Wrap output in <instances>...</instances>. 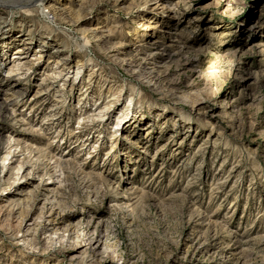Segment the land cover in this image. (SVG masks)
<instances>
[{
    "label": "rangeland",
    "instance_id": "obj_1",
    "mask_svg": "<svg viewBox=\"0 0 264 264\" xmlns=\"http://www.w3.org/2000/svg\"><path fill=\"white\" fill-rule=\"evenodd\" d=\"M17 4L0 264H264V0Z\"/></svg>",
    "mask_w": 264,
    "mask_h": 264
},
{
    "label": "bare ground",
    "instance_id": "obj_2",
    "mask_svg": "<svg viewBox=\"0 0 264 264\" xmlns=\"http://www.w3.org/2000/svg\"><path fill=\"white\" fill-rule=\"evenodd\" d=\"M43 1L44 0H0V5H2V6H4V7H6L7 8V10L8 11H11V12H13V10H16V5H18L17 3H19L20 4V6H21V8L22 9H24L25 11H30L29 9H33V8H30V6L32 5V4H34V5H37L38 4V6H41V5H43L42 3H43ZM21 2H28L29 4H22ZM30 3H32L31 5H30ZM34 5H32V6H34ZM14 6V7H13ZM3 7V8H4ZM19 8V7H18ZM17 8V9H18ZM29 8V9H28ZM70 12H68V14H69ZM66 12H62V14H60V15H62V16H69ZM7 22V20H5V19H3L2 20V17L0 18V26H1V24H5ZM9 27V26H8ZM4 28V27H3ZM0 31H1V28H0ZM30 31V30H29ZM4 32V31H3ZM8 33H11V31H9ZM94 37L95 36H97L96 35V33H93L92 34ZM0 37H2V36H0ZM15 41H17L16 40V38H14V36H12V35H10V36H4L3 38H2V40L0 39V52L2 51V52H4L3 50V48H5L6 46V44H7V47L8 46H11ZM44 42V41H43ZM26 43H30V42H26ZM44 44V43H43ZM45 45V44H44ZM138 48V47H137ZM19 51H22V52H24V50L23 49H21V48H19L18 49V51H17V53H19ZM140 54L138 53V51L136 50V53H134L133 54V56H139ZM145 58H147V54L146 55H143V57H142V59H145ZM8 105H4V106H2V107H7ZM53 109V108H52ZM19 117H21V121H24V117H22V116H19ZM30 124V123H29ZM38 152H39V155H40V157H47L49 154H48V152L46 151V150H38ZM58 165H57V167H61V166H63L62 165V163L61 162H58L57 163ZM88 175V174H87ZM89 176V175H88ZM50 194H52V196L51 197H49V195ZM43 195H45V200H46V202L48 201V203L51 205V207H52V209H53V207H54V199L56 198V192H55V190H53V189H50V188H45L44 190H43ZM3 202V201H2ZM53 204V205H52ZM19 205H20V200H16V201H14L13 199H9V198H7L6 200H5V205H3V206H0V212L1 211H5V210H7V208H9V211L11 212V211H14L15 209H16V207L18 208L19 207ZM11 215V214H10ZM66 216L64 215V216H62L61 218H59V219H64ZM58 218V217H57ZM56 217H54V215L53 214H50L49 215V217L47 218V222H48V226H44L43 228H45V229H43L44 230V232H50V234L49 235H51V234H55L56 232L54 231V227H55V225L56 224H58V219H57ZM26 221H27V217H22L20 220H19V222H20V224L21 225H23L24 223H26ZM40 226V225H39ZM36 227H38V226H36ZM70 227V228H69ZM78 229H79V224H72V223H70L67 227H66V231H69L70 232V234L71 235H75V233L78 231ZM37 230H38V228H32V227H28V229L26 230V232H25V235H28V236H31L30 237V240L33 242L34 241V237H35V234H36V232H37ZM56 230V229H55ZM18 232H20V230H18ZM102 237V236H101ZM101 237H100V239L98 240V242H101ZM77 246V244L75 245V247Z\"/></svg>",
    "mask_w": 264,
    "mask_h": 264
}]
</instances>
